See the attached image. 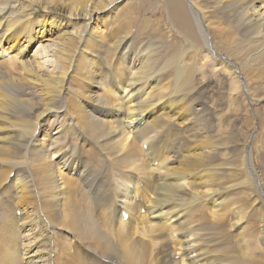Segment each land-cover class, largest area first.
I'll return each mask as SVG.
<instances>
[{"label":"bare ground","instance_id":"bare-ground-1","mask_svg":"<svg viewBox=\"0 0 264 264\" xmlns=\"http://www.w3.org/2000/svg\"><path fill=\"white\" fill-rule=\"evenodd\" d=\"M204 1L0 0V201L27 208L0 214V264H57L84 246L98 255L81 264H264V165L244 166L249 142L238 163L232 136L242 100L264 106L252 83L264 78V0ZM165 124L184 129L179 153L151 170ZM78 184L85 202L69 195ZM237 230L238 247L224 246Z\"/></svg>","mask_w":264,"mask_h":264},{"label":"rangeland","instance_id":"rangeland-1","mask_svg":"<svg viewBox=\"0 0 264 264\" xmlns=\"http://www.w3.org/2000/svg\"><path fill=\"white\" fill-rule=\"evenodd\" d=\"M133 1H136V0H133ZM204 1V0H203ZM205 2V1H204ZM205 4H207V3H205ZM142 5H144V9H138L137 10V14H138V17L140 18V19H142V18H146V17H148L149 16V12H146V11H144V10H146V9H148V8H146L147 7V3H145L144 1H143V4ZM223 5H227V2L226 1H224V3H223ZM124 7V6H123ZM122 7V8H123ZM227 11H232V12H234V8H231V9H229V10H227ZM119 13L121 14V16H122V14H123V12L121 13L120 11H119ZM143 13V14H142ZM33 32H35V31H33ZM240 32H242V28L240 29ZM39 47H40V44L38 43V44H36L33 48H32V50H31V52L27 55V57H26V60L28 59V58H31V56L35 53V51H38V49H39ZM11 60V59H10ZM240 61H238V62H241V61H243V60H246V59H239ZM233 62H235L236 63V60H232ZM263 65V64H262ZM264 66H262V68H263ZM200 68V65H198V69ZM261 67H260V71H261V73H264V68L262 69ZM207 73V72H206ZM170 74V73H169ZM208 78H209V84H212V83H214L215 85H216V90L220 87H218V84H219V81L220 82H223L220 78H221V74H219V75H217V74H208ZM169 79H171L169 76H168V78L166 79V81L163 83V84H165L167 81H169ZM225 81V80H224ZM228 81H226V83H227ZM225 83V82H224ZM252 83H253V85L255 86V88H257V87H260L261 89L259 90V91H255V94L256 95H259V94H264V78H263V80H261V81H257V83H254L253 81H252ZM167 84V83H166ZM165 84V85H166ZM169 84V83H168ZM166 85L169 89H167V87L166 86H164L165 88V90L163 89V91L165 92V93H167V94H170L172 91H173V86L171 85V82H170V84L169 85ZM170 86V87H169ZM173 87V88H172ZM221 87H225L224 85H222ZM171 88V89H170ZM206 88V90L208 89V86H206L205 87ZM230 89L231 88H233V83H231L230 84V87H229ZM167 89V90H166ZM172 90V91H171ZM228 90L226 89V92H227ZM224 95L225 94H223L222 92H220V90H217V92H216V94L214 95V97L210 100V104H219L220 103V101L222 100V98L224 97ZM250 104V105H249ZM241 106H243L242 107V113L244 114L243 116H242V121H240V124H239V126H236L235 127V131L233 132L232 131V136H235L236 135V137H235V141H239L240 142V146H237L236 145V148H237V151L235 152V156H237V162L238 163H242V150L245 148V147H243V143L245 144V145H247L248 144V142H249V144L251 145H253V147H254V150H253V155H252V158H250L249 157V155L248 154H246L245 155V160H244V166L245 165H247L248 163H252L254 166H255V168L258 170V171H260L261 170V167L264 165V106L262 105V106H253L251 103H250V101L249 100H242V103L240 104ZM258 107V108H257ZM255 112H256V114L259 116V120H260V123L258 122L259 120L257 119L256 120V117H255ZM216 114V113H215ZM251 115H252V117H251ZM254 117V118H253ZM229 119V117H225V120H223L224 122H226L227 120ZM119 120V119H118ZM258 124H260V127H261V131H258V135L256 134V138H254V137H252V139H250L249 138V135H250V133H251V131H252V129H253V127L254 126H257ZM218 126H216V128L219 130V127L221 128V126H223L224 125V123L222 124V123H219V124H217ZM155 131L157 132H162V135H160V136H156V134H155V132H153L152 134H151V136H152V141L153 142H159V143H161L162 144V148H161V152H160V155H158L157 156V158H156V160L155 161H153V162H151L150 164H148L149 165V168L151 169V170H153V166H152V164L153 163H156L157 165H161L162 167H163V172L164 171H166V169L168 168V167H170V165L172 164V162H170L171 160H172V155H173V153L175 152V153H179V147H180V143H179V140H182V136H183V133H184V129H180V128H178V127H176V126H172V127H169L168 125H164L163 127H159V128H156L155 129ZM257 131V130H256ZM260 133V134H259ZM247 136H248V138H247ZM246 137V138H245ZM179 140H178V139ZM185 138L186 137H183V140H185ZM245 138V139H244ZM246 140V141H245ZM255 140V141H254ZM248 144V145H249ZM257 146H259V147H257ZM256 147V148H255ZM163 148H166L167 149V151H163ZM182 152V151H181ZM89 154H93V153H89ZM94 156H95V154H94ZM182 156V155H181ZM180 156V157H181ZM180 157H178V158H175V159H180ZM174 159V160H175ZM94 160H95V163H96V165H98V167L99 168H101L102 167V165H99V162L97 161V158H96V156L94 157ZM4 169H5V171H7V169L4 167ZM19 171V170H18ZM17 174H21L20 175V178H24V174H22V172L21 171H19V172H16ZM12 174H14V173H12ZM23 175V176H22ZM11 176H13V175H11ZM79 185V189H77V190H75V191H73L72 190V192H70L69 193V195H71V194H75L76 196H78L81 200H82V198H81V195H79V194H77L76 193V191H79V192H82L83 191V188H82V186L80 185V184H78ZM82 201H84V200H82ZM85 202V201H84ZM87 203V202H86ZM88 204V203H87ZM238 204H240V203H238ZM94 206V205H93ZM199 206H201V205H199ZM238 206V205H237ZM94 207H96V206H94ZM22 208H24V209H27L26 208V206L24 205V204H20V203H18L17 201H13V200H9V201H0V214H1V216H2V218H4V217H10V218H12V217H15V215H14V212L15 211H17V210H21V212H22ZM199 210H201V212L200 213H197V215L196 216H194L193 217V221L194 222H199V221H201L202 220V217L204 218V214H208V215H210V213H209V210H210V208L207 206V205H204L202 208H200ZM238 209H237V207H236V209H235V211H237ZM143 215L145 214V213H142ZM199 214V215H198ZM203 214V215H202ZM96 216H98V219L99 218H101L102 219V217H103V215H98V214H95ZM235 214L233 213L230 217L231 218H234L235 216H234ZM252 214H250V212H249V217L251 216ZM16 218V217H15ZM21 219L23 220L24 219V214H23V212H22V217H21ZM251 220V219H250ZM151 220H148L145 224H143L142 225V228L141 229H143L144 227H146V225L150 222ZM248 222V221H247ZM102 224H104V223H102ZM245 225V227L246 226H248L249 227V229H247L246 230V232H245V238H247V241H246V245H247V247L249 248V249H251V250H253V252H255L256 254H259L260 253V247H259V241H258V239H257V226H249L248 224L249 223H247L246 224V221H245V223H244ZM121 226H115V228L114 229H116V230H119L118 228H120ZM122 228V227H121ZM248 230H249V232H248ZM240 231H242V230H237V231H233V232H230V234H229V236L231 237V236H233V238L234 237H237V238H229V236L227 237V239H228V241L225 243V238H224V246L226 245V246H230V245H235L236 247H238V244L239 243H241V241H240V239H239V235H240ZM251 232V233H250ZM249 233H250V235H249ZM168 234V231L167 230H164L163 232H162V235L163 236H166ZM237 234H238V236H237ZM250 237H249V236ZM72 238H75V237H73V236H71V237H69V238H67V239H69V240H71ZM66 239V240H67ZM76 239V238H75ZM75 239L73 240V241H71V242H77V241H75ZM165 238H163V240H164ZM223 240V239H222ZM236 240V241H235ZM228 242H231V243H228ZM78 243V242H77ZM234 243V244H233ZM60 247V246H59ZM163 247V243H159L158 244V246H157V248L158 249H160V248H162ZM58 250H60V248H58L57 250H56V252H57V254H59V252H58ZM22 252V251H21ZM86 253V254H85ZM85 254V255H84ZM98 255V254H96L94 251H92V250H89V249H87L85 246H84V249L81 251V250H77L76 251V256L73 258V259H69V258H66V257H63V256H58V259H55L56 261H57V264H81V258H83V257H87L88 258V255ZM181 256V253L180 252H177V256L175 257V260L176 261H180V259L178 258V257H180ZM101 257H103V256H101ZM54 259V258H53ZM155 259H156V261L158 262V264H164V260L162 259V257L161 256H159V257H155Z\"/></svg>","mask_w":264,"mask_h":264}]
</instances>
